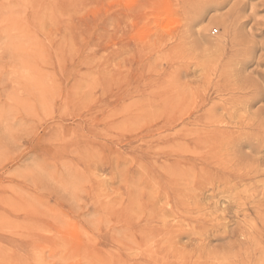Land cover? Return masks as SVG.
<instances>
[{
    "label": "rangeland",
    "instance_id": "1",
    "mask_svg": "<svg viewBox=\"0 0 264 264\" xmlns=\"http://www.w3.org/2000/svg\"><path fill=\"white\" fill-rule=\"evenodd\" d=\"M0 264H264V0H0Z\"/></svg>",
    "mask_w": 264,
    "mask_h": 264
},
{
    "label": "bare ground",
    "instance_id": "2",
    "mask_svg": "<svg viewBox=\"0 0 264 264\" xmlns=\"http://www.w3.org/2000/svg\"><path fill=\"white\" fill-rule=\"evenodd\" d=\"M51 89V88H50ZM146 98V97H145ZM86 163H87V161H86ZM8 250V249H7Z\"/></svg>",
    "mask_w": 264,
    "mask_h": 264
}]
</instances>
